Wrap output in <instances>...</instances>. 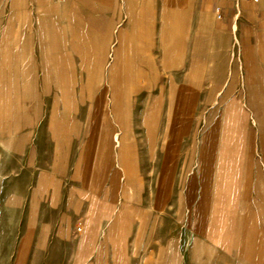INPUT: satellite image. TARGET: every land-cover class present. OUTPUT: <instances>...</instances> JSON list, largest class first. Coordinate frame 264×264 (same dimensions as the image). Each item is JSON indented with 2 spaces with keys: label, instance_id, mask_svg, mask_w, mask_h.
<instances>
[{
  "label": "rangeland",
  "instance_id": "374dc122",
  "mask_svg": "<svg viewBox=\"0 0 264 264\" xmlns=\"http://www.w3.org/2000/svg\"><path fill=\"white\" fill-rule=\"evenodd\" d=\"M63 3L0 0V264H264V150L192 5Z\"/></svg>",
  "mask_w": 264,
  "mask_h": 264
},
{
  "label": "crops",
  "instance_id": "0c3cea01",
  "mask_svg": "<svg viewBox=\"0 0 264 264\" xmlns=\"http://www.w3.org/2000/svg\"><path fill=\"white\" fill-rule=\"evenodd\" d=\"M64 2L69 15L85 24L87 8L100 23L110 22L118 0H53ZM140 2V1H139ZM172 7H191L195 32L206 41L209 62L220 64L219 85L223 87L237 76L239 101L250 106L256 136L264 150V0H173ZM79 39L85 35L78 32ZM81 35V37H80ZM239 41L240 62L230 55L234 39ZM206 57V58H207ZM262 210V209H261ZM237 254L241 255L240 250ZM128 263V261H126ZM224 264H229L228 262ZM235 264V263H233Z\"/></svg>",
  "mask_w": 264,
  "mask_h": 264
},
{
  "label": "built area",
  "instance_id": "2783aa9c",
  "mask_svg": "<svg viewBox=\"0 0 264 264\" xmlns=\"http://www.w3.org/2000/svg\"><path fill=\"white\" fill-rule=\"evenodd\" d=\"M230 55L233 59H236L237 61L240 62L241 55H240V50H239V41L237 38L234 39V44L231 49Z\"/></svg>",
  "mask_w": 264,
  "mask_h": 264
},
{
  "label": "bare ground",
  "instance_id": "6f19581e",
  "mask_svg": "<svg viewBox=\"0 0 264 264\" xmlns=\"http://www.w3.org/2000/svg\"><path fill=\"white\" fill-rule=\"evenodd\" d=\"M119 38V37H118ZM115 61V60H114ZM116 61H118V60H116ZM116 65V64H115Z\"/></svg>",
  "mask_w": 264,
  "mask_h": 264
}]
</instances>
